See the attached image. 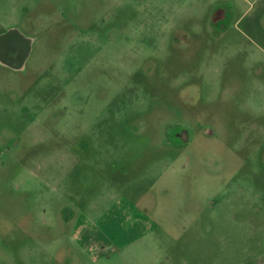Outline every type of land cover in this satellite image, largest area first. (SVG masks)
Returning <instances> with one entry per match:
<instances>
[{
	"label": "rangeland",
	"instance_id": "rangeland-1",
	"mask_svg": "<svg viewBox=\"0 0 264 264\" xmlns=\"http://www.w3.org/2000/svg\"><path fill=\"white\" fill-rule=\"evenodd\" d=\"M8 27L0 264H264V0H0Z\"/></svg>",
	"mask_w": 264,
	"mask_h": 264
},
{
	"label": "flooded vegetation",
	"instance_id": "flooded-vegetation-1",
	"mask_svg": "<svg viewBox=\"0 0 264 264\" xmlns=\"http://www.w3.org/2000/svg\"><path fill=\"white\" fill-rule=\"evenodd\" d=\"M11 28L0 32V61L13 68H21L30 51L31 40L18 29Z\"/></svg>",
	"mask_w": 264,
	"mask_h": 264
},
{
	"label": "crops",
	"instance_id": "crops-1",
	"mask_svg": "<svg viewBox=\"0 0 264 264\" xmlns=\"http://www.w3.org/2000/svg\"><path fill=\"white\" fill-rule=\"evenodd\" d=\"M152 230H153V229H152ZM152 230H151V231H152ZM147 233H149V230H148V231H145L144 233H141V235L135 237L133 240L136 241V240L139 239V238H140V239H143L144 235L147 234ZM133 240H130L128 243L132 242Z\"/></svg>",
	"mask_w": 264,
	"mask_h": 264
}]
</instances>
